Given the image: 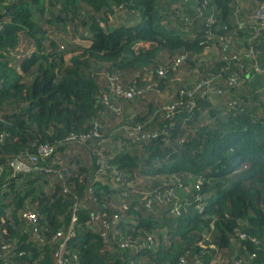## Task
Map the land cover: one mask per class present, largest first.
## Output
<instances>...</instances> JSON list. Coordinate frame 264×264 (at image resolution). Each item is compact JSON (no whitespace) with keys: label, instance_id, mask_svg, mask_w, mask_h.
Instances as JSON below:
<instances>
[{"label":"trees","instance_id":"obj_1","mask_svg":"<svg viewBox=\"0 0 264 264\" xmlns=\"http://www.w3.org/2000/svg\"><path fill=\"white\" fill-rule=\"evenodd\" d=\"M262 2L0 0V261L54 264L51 238L75 204L71 264H264V74L253 71L264 25L251 17ZM202 79L209 90L179 96ZM146 122L141 133L155 135L134 142L125 131ZM43 144L55 164L5 166ZM110 169L132 187L111 186ZM166 188L178 215L138 195Z\"/></svg>","mask_w":264,"mask_h":264},{"label":"built area","instance_id":"obj_2","mask_svg":"<svg viewBox=\"0 0 264 264\" xmlns=\"http://www.w3.org/2000/svg\"><path fill=\"white\" fill-rule=\"evenodd\" d=\"M251 17L259 22V24L264 25V2L260 3L252 12ZM250 52V50H249ZM254 72L264 74V68H259L257 65L253 68ZM228 82L231 84H235L236 78L231 76L228 78ZM211 88L210 80L209 79H202L198 80L192 89L190 90H183L180 91L179 96H185L187 98H190L192 94L197 90H209ZM131 89V88H130ZM127 90L122 91L117 87H114V94L122 96L124 98H129L134 94H138V90ZM181 103L180 100H174L169 103L163 104V106L160 107V110L164 111V113L169 116L173 113L174 107L179 105ZM188 109L192 108L193 105L191 101L186 102L185 105ZM115 115L119 114V110L117 106H113L112 108ZM148 122L145 124H141L140 126L133 127L130 131L127 132V135L129 137L132 136V133H136V136L134 137V142H137L138 140L145 139L147 137H152L155 135L156 131H154L152 134L149 133H141L142 129H145L147 127ZM140 129V130H139ZM140 132V134H137ZM92 135H97L95 130H92L90 133ZM88 135H82L77 140L78 141H86ZM73 139V136H69L66 140ZM36 154H28L25 153L23 155H20L18 157H14L10 160H8L5 164L7 168H9L13 172L23 173V174H29L38 170H41V166L38 161L40 159L50 160L52 164H55V160L51 157L53 154V148L49 145L43 144L39 145L37 147ZM98 150H96L97 152ZM95 164L97 165V169H102L105 167L104 158H101V155H98ZM52 172H54L58 177L61 176V172L58 170L51 169ZM97 172V171H96ZM107 174L110 177L109 182L111 186L113 187H123L124 189H128L132 187V182L130 180H126L118 171L114 169L107 170ZM66 187H64V190ZM139 198L144 201L145 207H150L151 200H165L166 202H171L169 212L171 215H178L180 213V208L184 207L183 203H181L177 198L176 195L171 188H166L163 191H154L151 193L148 192H138ZM77 206V205H76ZM73 212L70 214L69 224L64 229L57 230L54 235L51 238V241L55 243V250H54V264H71L72 262L67 257L68 250L66 249V241L71 238L74 235V229L76 225V217L74 214V211L76 209L75 204L72 205ZM21 217L22 219L28 224L29 226H33L36 220L35 213L31 210H23L21 211ZM98 218V215L96 213H91L89 216V221L93 222ZM35 227L33 228V232H35ZM101 237H104L102 233H100ZM238 237L240 239L246 238L245 235L241 232L238 233ZM254 244L256 241H254L253 238L249 239ZM146 241L150 243L151 239L150 237H147ZM121 242V243H120ZM128 242V239H120L119 240V246H123ZM130 244V243H129ZM8 250V245L3 246ZM19 255V254H18ZM255 253L252 252L249 254V257H254ZM72 258H75L73 254H71ZM10 260V259H9ZM212 261H210L207 264H210ZM214 262V261H213ZM239 260L235 261L233 264H238ZM0 264H8V261H0ZM176 264H185V261L183 259H179Z\"/></svg>","mask_w":264,"mask_h":264},{"label":"rangeland","instance_id":"obj_3","mask_svg":"<svg viewBox=\"0 0 264 264\" xmlns=\"http://www.w3.org/2000/svg\"><path fill=\"white\" fill-rule=\"evenodd\" d=\"M80 42H81V44H85V41H80ZM66 57H68V55H66ZM194 69H195L194 71H198L196 68H194ZM260 75H263V74H260ZM189 79H191V77H189ZM174 85L176 86V84H174ZM224 263H225L224 261H220V260H218V262H217V264H224ZM191 264H193V263H191ZM210 264H214V262H211ZM225 264H227V263H225Z\"/></svg>","mask_w":264,"mask_h":264},{"label":"crops","instance_id":"obj_4","mask_svg":"<svg viewBox=\"0 0 264 264\" xmlns=\"http://www.w3.org/2000/svg\"><path fill=\"white\" fill-rule=\"evenodd\" d=\"M80 44H81V43H80ZM84 45H85V44H84ZM253 79H254V77H253L251 80H253ZM251 80H250V81H251ZM168 92H170V91H164V92H162V93H161V97L164 95V97L167 98V97L169 96V93H168Z\"/></svg>","mask_w":264,"mask_h":264},{"label":"water","instance_id":"obj_5","mask_svg":"<svg viewBox=\"0 0 264 264\" xmlns=\"http://www.w3.org/2000/svg\"><path fill=\"white\" fill-rule=\"evenodd\" d=\"M94 68H95V66L92 67V69H94Z\"/></svg>","mask_w":264,"mask_h":264}]
</instances>
